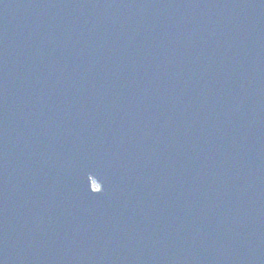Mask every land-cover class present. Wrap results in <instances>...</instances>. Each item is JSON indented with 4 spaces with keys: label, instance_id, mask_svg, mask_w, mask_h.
<instances>
[{
    "label": "water",
    "instance_id": "95a60500",
    "mask_svg": "<svg viewBox=\"0 0 264 264\" xmlns=\"http://www.w3.org/2000/svg\"><path fill=\"white\" fill-rule=\"evenodd\" d=\"M0 264H264V0H0Z\"/></svg>",
    "mask_w": 264,
    "mask_h": 264
}]
</instances>
